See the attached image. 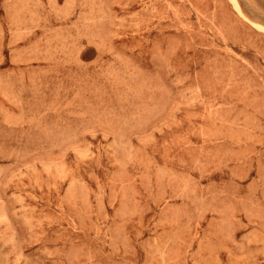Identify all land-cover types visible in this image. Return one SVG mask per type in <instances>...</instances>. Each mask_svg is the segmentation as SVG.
Returning <instances> with one entry per match:
<instances>
[{
    "label": "rangeland",
    "instance_id": "374dc122",
    "mask_svg": "<svg viewBox=\"0 0 264 264\" xmlns=\"http://www.w3.org/2000/svg\"><path fill=\"white\" fill-rule=\"evenodd\" d=\"M0 264H264V0H0Z\"/></svg>",
    "mask_w": 264,
    "mask_h": 264
}]
</instances>
